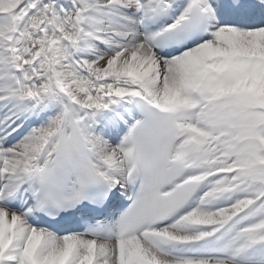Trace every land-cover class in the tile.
<instances>
[{
	"label": "snow or ice",
	"instance_id": "1",
	"mask_svg": "<svg viewBox=\"0 0 264 264\" xmlns=\"http://www.w3.org/2000/svg\"><path fill=\"white\" fill-rule=\"evenodd\" d=\"M0 264H264V0H0Z\"/></svg>",
	"mask_w": 264,
	"mask_h": 264
}]
</instances>
